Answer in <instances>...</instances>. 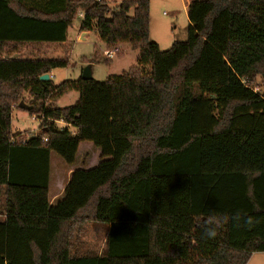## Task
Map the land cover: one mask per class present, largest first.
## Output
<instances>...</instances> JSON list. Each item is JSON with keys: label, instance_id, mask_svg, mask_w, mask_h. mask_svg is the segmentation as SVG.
Masks as SVG:
<instances>
[{"label": "trees", "instance_id": "trees-1", "mask_svg": "<svg viewBox=\"0 0 264 264\" xmlns=\"http://www.w3.org/2000/svg\"><path fill=\"white\" fill-rule=\"evenodd\" d=\"M42 1L0 0V264H248L264 253V0L190 1L187 40L167 51L150 38V0ZM79 12L81 32L130 43L138 65L55 85L40 77L67 61L5 54L63 45ZM72 92L76 104L56 106ZM24 93L36 135L12 132ZM85 143L98 160L85 153L93 167L82 161L51 204V154L72 167ZM92 224L108 227L102 250L80 240Z\"/></svg>", "mask_w": 264, "mask_h": 264}, {"label": "rangeland", "instance_id": "rangeland-1", "mask_svg": "<svg viewBox=\"0 0 264 264\" xmlns=\"http://www.w3.org/2000/svg\"><path fill=\"white\" fill-rule=\"evenodd\" d=\"M105 1L111 9H117L122 2L127 0ZM189 2V0H150V38L159 45L162 51L169 50L175 41L184 42L187 40L189 26L187 6ZM82 18L83 16L79 12L73 25L68 30L67 40L63 45H13L6 48L5 54L10 55L11 58L17 57L19 59L67 61L68 66L66 68L55 69L51 73L50 79L55 85L65 81L79 80L87 68L91 69L93 80L104 82L110 77L120 76L125 72H129L138 65L140 53L130 43L120 44L118 48L121 52L113 60H108L105 56V51L111 48H108L95 32L80 31ZM22 97L21 102L30 106L32 98L27 93H24ZM60 100V103L57 102L56 106L67 108L79 101V94L72 92ZM39 126L40 119L36 118V116H32L29 112L22 109L14 110L12 130L14 135H36L39 133ZM70 132L75 135L76 129L70 128ZM89 145L90 143H85L81 146L78 156L79 158L81 156V158H78L77 164L72 167L66 165L55 153L51 154L49 189L51 204L56 199L62 198V191L65 189L71 172L83 167L82 161H87L85 153L91 155L92 161L98 160L96 149L94 151L89 150L91 148ZM94 163L88 160L86 167L91 168ZM5 201L4 191L0 189V213L4 209ZM0 220H2L1 216ZM107 234V226L92 224L82 231L80 240L88 243L85 245V249L102 250L106 243ZM248 264H264V253H255Z\"/></svg>", "mask_w": 264, "mask_h": 264}, {"label": "water", "instance_id": "water-1", "mask_svg": "<svg viewBox=\"0 0 264 264\" xmlns=\"http://www.w3.org/2000/svg\"><path fill=\"white\" fill-rule=\"evenodd\" d=\"M15 59H17V57H12V60H15ZM81 79L84 80V81L92 80V75H91V69L90 68H87L84 71ZM50 80H51L50 79V75H44V76L40 77V81L41 82H48ZM19 108L22 109V110H25V111H30L31 110V107L28 106L27 104H25L24 102H21L19 104Z\"/></svg>", "mask_w": 264, "mask_h": 264}, {"label": "built area", "instance_id": "built-area-1", "mask_svg": "<svg viewBox=\"0 0 264 264\" xmlns=\"http://www.w3.org/2000/svg\"><path fill=\"white\" fill-rule=\"evenodd\" d=\"M166 14V13H165ZM120 49L118 47H114V48H111V49H107L105 51V56L108 60H113V58L118 54L120 53Z\"/></svg>", "mask_w": 264, "mask_h": 264}, {"label": "clouds", "instance_id": "clouds-1", "mask_svg": "<svg viewBox=\"0 0 264 264\" xmlns=\"http://www.w3.org/2000/svg\"><path fill=\"white\" fill-rule=\"evenodd\" d=\"M216 234V229L214 227H208L204 231V236L208 239H214Z\"/></svg>", "mask_w": 264, "mask_h": 264}, {"label": "crops", "instance_id": "crops-1", "mask_svg": "<svg viewBox=\"0 0 264 264\" xmlns=\"http://www.w3.org/2000/svg\"><path fill=\"white\" fill-rule=\"evenodd\" d=\"M189 1H192V0H189ZM43 3H45V4H49V3H53V2H55V0H44V1H42ZM84 34V33H83ZM83 34H82V36H83ZM43 45H46V44H43ZM49 45V44H48ZM53 45H56V44H53ZM58 45H60V44H58ZM50 60V59H49ZM50 78H51V76H50ZM61 101V100H60ZM58 103H60L59 101H58ZM59 126L61 127V126H63V124L62 123H59ZM72 171V170H71ZM74 171V170H73ZM64 191V190H63ZM62 191V192H63ZM63 196V195H62ZM56 200H58V199H56ZM56 200H55V202H56Z\"/></svg>", "mask_w": 264, "mask_h": 264}]
</instances>
